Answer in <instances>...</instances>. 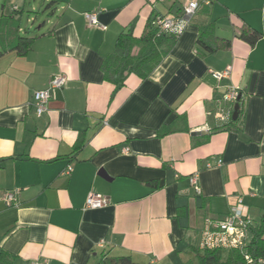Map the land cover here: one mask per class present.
<instances>
[{
	"label": "crops",
	"instance_id": "0c3cea01",
	"mask_svg": "<svg viewBox=\"0 0 264 264\" xmlns=\"http://www.w3.org/2000/svg\"><path fill=\"white\" fill-rule=\"evenodd\" d=\"M197 1L52 0L53 17L30 34L21 6H2L0 17L16 11L20 34L34 38L19 55L0 29V252L12 264H185L202 250L207 220L227 218L239 198L260 223L264 0L203 4L149 77L127 72L117 91L106 79L121 34L140 38L156 17H182ZM245 31L259 34L254 44ZM57 76L67 83L38 115L34 94ZM232 90L237 99L225 100ZM89 194L108 204L87 208Z\"/></svg>",
	"mask_w": 264,
	"mask_h": 264
},
{
	"label": "trees",
	"instance_id": "16d2710c",
	"mask_svg": "<svg viewBox=\"0 0 264 264\" xmlns=\"http://www.w3.org/2000/svg\"><path fill=\"white\" fill-rule=\"evenodd\" d=\"M15 13L16 11H12L8 15L0 17V29L3 30L1 36L11 41V46L8 45L10 48H6L7 51H17L19 55H25L30 51L34 38L20 34V21L16 20ZM152 22L153 20L149 23L147 34L140 38H136L131 34H121L117 40L113 55L105 62L103 68L106 73V79L115 85V91L125 84V73L127 72L135 73L142 79L149 77L153 69L163 61L178 41L179 37L176 35L169 33L159 34ZM258 36L259 34L255 32H252L251 35H248L246 31L241 34V37L251 44L255 43ZM199 42L204 44L202 37ZM135 47L140 49L138 56L133 55ZM208 48L211 52L218 49L211 46H208ZM82 145L81 140L76 145L75 152L80 151ZM250 234L252 237L243 249H194L192 253L197 264H248L245 255L251 256L254 261L264 260V217L257 226L251 227ZM13 259L6 252H0V264H12ZM98 264L136 263L127 256L117 258L103 256Z\"/></svg>",
	"mask_w": 264,
	"mask_h": 264
},
{
	"label": "built area",
	"instance_id": "2783aa9c",
	"mask_svg": "<svg viewBox=\"0 0 264 264\" xmlns=\"http://www.w3.org/2000/svg\"><path fill=\"white\" fill-rule=\"evenodd\" d=\"M212 0H201L192 2L184 8V15L177 18H169L158 16L153 19V26L157 28L159 34L169 33L176 36H181L187 26L190 19L197 13L203 4H210ZM85 19L90 26H99L105 29L99 23L96 13H85ZM213 77L220 80L225 77L228 72L212 73ZM67 83V78L64 76H57L53 78L50 83L49 89L40 90L35 92L34 100L38 115L43 114L47 110V104L50 98L52 90L60 89ZM238 97V93L235 90L225 94V100L235 101ZM71 168H68V172ZM192 184H196V177L191 178ZM199 192V187H195ZM6 201L12 203L15 201V193H9L6 196ZM108 204V200L100 195L89 194L86 207L89 209H101ZM206 227L202 235L201 249H243L249 242L250 229L253 227V221L248 214V209L245 206L243 199L239 198L234 210L224 220H207ZM245 259L248 264H264V260L254 261L251 256L245 255ZM28 264H41L39 262H29Z\"/></svg>",
	"mask_w": 264,
	"mask_h": 264
},
{
	"label": "rangeland",
	"instance_id": "374dc122",
	"mask_svg": "<svg viewBox=\"0 0 264 264\" xmlns=\"http://www.w3.org/2000/svg\"><path fill=\"white\" fill-rule=\"evenodd\" d=\"M52 0H0V9L5 6L7 9H11L13 5L21 6L23 10L22 26L27 30L32 29V32H36V28L43 24L45 21L53 17L52 13ZM51 5L49 8L48 6ZM30 20V21H29ZM189 264H197L194 257L187 258Z\"/></svg>",
	"mask_w": 264,
	"mask_h": 264
},
{
	"label": "water",
	"instance_id": "95a60500",
	"mask_svg": "<svg viewBox=\"0 0 264 264\" xmlns=\"http://www.w3.org/2000/svg\"><path fill=\"white\" fill-rule=\"evenodd\" d=\"M239 100V99H238ZM239 108H240V105L239 104H237L236 106H235V112H234V116H233V120H236L237 119V117H238V115H239ZM204 133L205 132H195V133H193L192 135H195V136H199V135H204Z\"/></svg>",
	"mask_w": 264,
	"mask_h": 264
}]
</instances>
